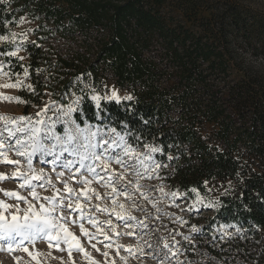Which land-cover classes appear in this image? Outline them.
Returning <instances> with one entry per match:
<instances>
[{"label": "trees", "instance_id": "1", "mask_svg": "<svg viewBox=\"0 0 264 264\" xmlns=\"http://www.w3.org/2000/svg\"><path fill=\"white\" fill-rule=\"evenodd\" d=\"M164 3L0 0V35L14 24L5 26L4 21L25 12L38 20L36 40L26 48L28 58L14 70H27L33 86L19 92L25 111L42 105L48 93L53 100L63 96L64 105L70 93H77L82 113L74 116L82 114L90 124H110L121 133L126 123L149 146L164 149L155 155L166 165L161 176L170 189L194 197L191 189L196 188L215 203L214 214L199 226L196 245L203 264H264V75L256 67L227 60L211 23L199 36L183 22L171 30L156 8ZM93 27H104L108 38L98 39L95 46L85 42L84 49L66 54L43 45V37L53 31L72 40ZM154 40L166 59L150 54ZM15 59L7 56L9 62ZM106 73L129 89L131 100H102L97 107L91 91ZM222 223L237 228L220 236L214 227Z\"/></svg>", "mask_w": 264, "mask_h": 264}, {"label": "rangeland", "instance_id": "2", "mask_svg": "<svg viewBox=\"0 0 264 264\" xmlns=\"http://www.w3.org/2000/svg\"><path fill=\"white\" fill-rule=\"evenodd\" d=\"M164 2L163 6L156 8L166 18L168 27L171 30L178 29V25L183 22L193 36L195 34L199 36L203 34V28L211 23L220 36L217 46H221L227 51V60L242 68L256 67L264 75V47H262L264 45L261 44L264 41V0H164ZM22 16L25 17V22L20 23L19 18ZM20 17L10 27V32L6 34L9 36V40L0 41V47L7 48L5 51L0 49V52L6 53L18 50L17 57H24L23 60L14 57L16 59L9 62L6 55L0 56V63L3 64V68L0 69V85L12 84L16 80L21 81V85L18 87H0V93L4 97H19V102L16 99H0V116L5 118L0 119V132H3L4 137H7V133L4 132L6 123L9 127H17L23 123L20 122V124L12 125L8 123L10 118L31 116L35 120L34 113L42 108L45 103L53 100L52 94L48 93L42 105L33 106L28 112L25 111V102L20 97L19 92L22 88H28L27 85H29L30 78L28 75L25 76V71L14 70H17L15 68H17L18 63L25 62L28 58L26 48L28 44L36 40L38 20L33 18L28 12L23 13ZM12 32L17 34L15 39L11 37ZM106 34L107 32L104 27H93L87 33L82 34V32H78L72 40H69L65 36L63 37L53 31L51 34H46L43 37V45L46 48L55 46L58 52L63 51L66 54L70 50L84 49L81 46H84L85 42L88 46L90 44L95 46L98 39L106 40L108 38ZM160 49H162L161 44L157 40H154L151 44L150 54H158L161 58L166 59V52L163 49L160 52ZM161 62V66L167 64L164 59ZM20 65L22 64L20 63ZM113 90L120 97L117 101L126 100L124 99L125 96H132L128 88L117 85L115 79L109 73H106L101 84L92 88L91 97L97 94L102 97L111 95ZM77 97L81 96L77 93H72L69 96L70 101L68 104H65V107L72 104V101ZM102 100L108 99H101L100 104ZM95 103L97 104L96 101ZM47 115L53 116V112H48ZM81 126L83 127L84 125ZM57 130H61L60 125H57ZM113 138L115 139L116 137L113 136ZM148 151L149 149L137 148V152L147 153ZM155 154L153 155L156 157ZM7 158L17 159L15 151L8 152ZM3 159V157H0V173L5 174L8 178L0 179V189L19 191L21 195L34 203L37 210H39V204L44 203V201L33 200L30 192L20 188L22 180L12 177V174L17 170L16 166L3 163ZM38 160V155L33 157L34 167L37 170L41 167L37 162ZM148 163L151 164V161ZM20 167L21 171L28 172L26 159H21ZM113 167L116 166L113 165ZM61 170L57 169L56 171ZM140 170L144 171L143 168ZM161 170L162 168L154 170L152 167L148 169L145 178L140 181L148 189L144 195L141 196L138 192H131L128 195L120 194L114 197H107L105 195L110 190V186L106 183H100L94 179L88 185L77 183L76 180L79 177L72 179L70 178V174L65 172V178L68 179L70 186L74 187L77 193H80L82 190L86 191L87 188H92L94 192L100 193L101 199L99 200L95 199L94 196L86 200L84 195H81L80 203L84 205V209L87 212L96 217L98 226L112 238L111 241L104 240L103 236H100L98 239L103 241V243H99L96 240L93 241V243L97 244V248L100 251L93 249L87 238L81 233L79 224L83 223L84 227L91 233L97 232V226L92 225L87 220H79L78 212L72 214V219H77L78 223H68L66 225L80 239L85 250L90 253L91 257L98 264H113V262L114 264H161L159 257L149 255L148 253L154 249L160 256H163L164 251H161L163 244L172 241L173 237L176 241H180V244L175 245L173 249L174 251L176 249L180 251V255L177 257L178 260L183 261L184 264H189V262L196 264V262L192 263L191 258L193 257L199 261L198 264L204 263L201 255L199 256L196 245L200 240L198 239L200 233L199 231L193 232L192 228L195 226L200 230L199 226L204 224L205 218L214 214L216 205L211 199L204 197L200 193L198 194L202 197V202H197V193L194 197H189L184 193L170 189L162 179ZM44 171L47 174L45 179L33 181L36 184H45L44 188L36 189L39 195L41 197L55 195L57 194V189H60L62 192L63 185L57 180L55 172L51 170V166H44ZM128 179L132 180L134 178L129 176ZM49 180L55 187L47 186L46 181ZM160 189H163V191L161 192ZM141 191L144 190L142 189ZM172 193H176V195L173 196L171 195ZM129 196L131 197L130 199ZM0 200H4L7 204L13 206L8 211H5V215L10 219L11 213L16 211L15 205L17 201L13 197L5 196L3 192H0ZM113 200L118 201L119 204H123L124 208L121 209L117 204H114ZM96 204L100 205L101 211L93 208V205ZM19 207L23 210L27 205L20 203ZM104 208L108 210L106 212L102 211ZM113 209L121 212V215L125 217L129 215L137 217L138 220L147 223L148 228L141 230L135 220L125 224L123 220L117 219ZM20 215H23V211L20 212ZM108 220H111L115 231L108 227L106 223ZM224 225L228 224L222 223L215 226L214 232L220 236H226L237 228L234 225L224 228L222 227ZM129 231H134L136 234L129 236L127 235ZM184 236H189L194 243L189 245L188 241L184 240ZM202 242L206 244V241ZM108 243H111L112 247L105 249L104 245ZM149 244L152 246L151 248L148 247ZM117 245L121 247L117 248ZM26 246L29 252H32L34 255L39 253V264H91L88 258L75 250L72 252L70 258L67 246L64 244H61V247L65 249L64 251L50 247L47 239H37L34 244L27 243ZM138 248H142L144 250L143 253L137 251ZM186 248L189 250L186 251ZM105 250L109 252L108 257L102 255ZM121 256H124L126 259L121 260ZM0 264H37V261L24 252L23 249L14 252L0 250ZM163 264H176V260L169 257L163 261Z\"/></svg>", "mask_w": 264, "mask_h": 264}, {"label": "snow or ice", "instance_id": "3", "mask_svg": "<svg viewBox=\"0 0 264 264\" xmlns=\"http://www.w3.org/2000/svg\"><path fill=\"white\" fill-rule=\"evenodd\" d=\"M4 2H7V0H4ZM19 22H25V17H20ZM11 23H16V20L4 21L5 26ZM16 35L15 32L11 33L13 39H15ZM8 40V35H0V41ZM17 51L0 52V56L17 57ZM17 58L19 60L24 59V57ZM2 68L3 64L0 63V69ZM27 75V70H25V76ZM20 85L21 81L16 80L15 83L0 85V87L14 88ZM27 87L29 89L33 88L32 85H27ZM33 93L37 96L41 95L40 93H35L34 89ZM70 95L72 94L70 93ZM5 98L8 100L16 99L19 102V97H4L0 93V99ZM92 98L97 102L98 108L100 107L99 102L101 99H120L115 90L111 92V95L102 97L97 94ZM124 99L131 100L132 96H125ZM81 100V97H77L67 107L64 105L63 96L58 100H50L34 113L35 120L31 116L10 118L8 123L12 125L20 124V122L23 123L17 127H9L6 123L4 132L7 133V137H4L3 132H0V157L4 158L2 162L16 166L17 170L12 174V177L22 180L20 183L21 189L30 192L33 200L44 201V203L39 204V210H37L34 203L21 195L19 191L0 189V192H3L5 196L13 197L17 201L15 205L16 211L11 213V218L9 219L5 215V211H8L13 206L7 204L4 200H0V209H3L0 210V250L14 252L23 249L24 252L28 253L39 264V253L34 255L32 252H29L26 245L27 243L34 244L37 239H47L49 246L59 251L65 250L61 247V244L66 245L70 258L72 252L75 250L88 258L91 264H98L91 257L90 253L85 250L80 239L66 225L68 223H78L77 219H72V214L78 212L79 220H87L92 225L97 226V232L91 233L84 227L83 223L79 224L81 233L87 238L93 249L100 251L97 248V244L93 243L94 240L103 243V241L98 239L100 236H103L104 240L111 241L112 238L98 226L96 217L87 212L84 209V205L80 203L81 195H84L86 200L91 199L93 196L99 200L101 199L100 193L94 192L92 188H87L86 191L82 190L80 193H77L76 189L70 186L68 179L65 178V172H68L72 179L79 177L76 180L77 183L88 185L93 179L100 183H106L110 186V190L105 193L107 197L119 196L120 194L128 195L131 192H138L142 196L148 189L140 181L145 178L148 169L152 167L154 170H157L166 167L162 162H158L153 155L154 153H164V149L160 146H149L145 142L146 138L142 134L138 135L133 132L128 128L126 123L121 130L123 134H121V132L117 131L116 127H112L110 124H89L82 114L73 116V113H82L79 107ZM48 112H53V116H48ZM101 112H103L102 108ZM96 118L102 119L99 114H97ZM0 119L5 118L0 116ZM142 122L145 125L149 123L147 120H142ZM82 124L84 125L83 127L81 126ZM57 125H60L61 130H57ZM113 136L116 138L114 139ZM137 148H149V151L147 153L137 152ZM11 151H15L17 159L7 158V153ZM37 155L39 156L37 162L41 165L38 170L34 167L33 162V157ZM174 158L167 156L169 160ZM21 159H26L27 173L21 171ZM149 161H151V164L148 163ZM49 165L51 166V170L55 172L57 180L63 185V191L61 192L60 189H57V194L41 197L36 189L44 188L45 184H36L33 181L45 179L47 174L44 171V166ZM113 165L116 167H113ZM141 168L144 169L143 172L140 170ZM57 169L62 170L56 171ZM129 176L134 179H128ZM5 178L8 177L0 173V179ZM46 183L49 187H55L50 180L46 181ZM204 184L207 185L208 181H204ZM229 184H231V181H229ZM142 189L144 191H141ZM160 191L162 192L163 189H160ZM191 191L197 193L196 188H192ZM171 195L175 196L176 193H172ZM197 202H202V197L198 193ZM20 203L26 204L27 207L21 210L19 207ZM113 203L117 204L121 209L124 208V205L119 204L116 200H113ZM93 208L101 211L99 204L93 205ZM107 210V208H104L102 211L106 212ZM21 211H23V215H20ZM113 211L117 219L123 220L125 224L135 220L141 230L148 228V224L138 220L137 217L130 215L125 217L121 215V212L115 211V209ZM106 223L110 229L115 231L111 220H108ZM222 227L228 228L231 225H224ZM192 231L197 232L199 230L193 226ZM135 234L134 231L127 233L129 236ZM184 240L188 241L189 245L194 243L189 236H184ZM178 244H180V241H176L173 237L172 241L163 244V248L161 249V251H164L163 256H160L154 249L148 254L159 257L161 264L169 257L176 260V264H184L183 261L177 259L180 255L179 249L173 250L175 245ZM104 247L105 249H109L112 245L108 243ZM119 247L121 246L117 245V248ZM148 247L151 248L152 246L149 244ZM185 250L189 249L186 248ZM137 251L143 253L144 250L138 248ZM102 255L108 257L109 252L105 250ZM120 258L121 260L126 259L124 256Z\"/></svg>", "mask_w": 264, "mask_h": 264}]
</instances>
